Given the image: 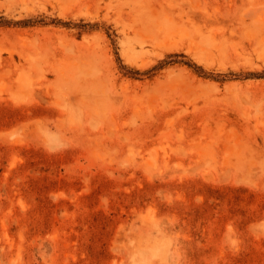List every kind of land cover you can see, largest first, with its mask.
I'll use <instances>...</instances> for the list:
<instances>
[{"label":"rangeland","instance_id":"1","mask_svg":"<svg viewBox=\"0 0 264 264\" xmlns=\"http://www.w3.org/2000/svg\"><path fill=\"white\" fill-rule=\"evenodd\" d=\"M0 264H264V0H0Z\"/></svg>","mask_w":264,"mask_h":264}]
</instances>
